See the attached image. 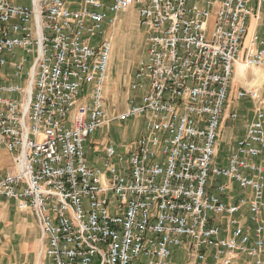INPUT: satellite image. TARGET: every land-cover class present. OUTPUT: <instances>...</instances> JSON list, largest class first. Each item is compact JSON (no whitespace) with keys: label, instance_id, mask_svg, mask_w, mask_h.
<instances>
[{"label":"built area","instance_id":"built-area-1","mask_svg":"<svg viewBox=\"0 0 264 264\" xmlns=\"http://www.w3.org/2000/svg\"><path fill=\"white\" fill-rule=\"evenodd\" d=\"M107 2L71 9L67 0H0V66L27 83L0 84V149L12 156L0 197L38 221V264H165L175 249L193 264H264V89L236 91L237 101H252L253 118L229 166L215 167L223 120L239 117L226 115L235 69H264V34L249 35L250 20L264 30V18L252 0ZM131 11L148 33L146 58L127 108L111 113L108 29ZM133 119L144 126L125 154L97 145L101 165L90 166L89 138ZM217 178L250 190V202L233 204ZM246 204L254 238L238 218Z\"/></svg>","mask_w":264,"mask_h":264},{"label":"rangeland","instance_id":"rangeland-1","mask_svg":"<svg viewBox=\"0 0 264 264\" xmlns=\"http://www.w3.org/2000/svg\"><path fill=\"white\" fill-rule=\"evenodd\" d=\"M106 4L107 6H111L112 0H108ZM120 16L116 25L108 29L114 45L118 47V50L113 51L110 63L111 68L107 79L108 84L106 83L107 86L105 88L107 108L111 113L122 112L127 108L129 87L140 61L146 58L147 50L146 36L148 33L139 27L138 20L136 21L133 16ZM105 29H107V26H105ZM114 34L117 35L115 36ZM28 59L29 64L24 78L27 77L26 72L31 64L32 57L29 56ZM254 76L255 74L248 72L245 81L253 79ZM255 77L258 80L252 87H259L263 83L262 76L256 75ZM13 83L23 87L27 84L19 80H15ZM132 95L134 97V95H139V93H133ZM232 102L231 106L236 110L239 109L236 107V97L232 98ZM143 126L142 120L133 119L128 122L113 123L112 125L98 129L85 144L88 164L92 167L101 165L103 154H96L94 147L104 145L106 142L113 144L118 148V152L125 154V146L138 138ZM244 136L245 123L241 119L226 125L219 140V154L215 160V167L229 166L230 155L236 149L238 141ZM8 165L9 160L3 152H0V169L6 170ZM223 181L225 179L217 178L214 187L216 188ZM212 192L217 194L215 189ZM6 211L7 214L4 217H0L3 218L0 219V246L2 247H0V264H38L42 249V232L40 227H38V221L34 218H29L27 221L28 225L25 224L26 226H24L23 222H20L21 220L18 219L23 216L17 215L9 207H7ZM177 262L178 264H193L190 256L186 259L182 258Z\"/></svg>","mask_w":264,"mask_h":264},{"label":"crops","instance_id":"crops-1","mask_svg":"<svg viewBox=\"0 0 264 264\" xmlns=\"http://www.w3.org/2000/svg\"><path fill=\"white\" fill-rule=\"evenodd\" d=\"M13 4L15 5H21V6H30L31 4V0H10ZM70 4V8L71 9H79L82 4L84 3L85 0H67ZM251 6L254 7L256 12H259L261 14V18H264V6L260 7L258 4V0H252L251 2ZM133 13V14H132ZM135 12L131 11L130 13L127 14H122V15H127V16H133L136 21H137V16H134ZM121 16H117V21ZM253 33H258L259 35H263L264 34V30L261 27V22L258 20H255L254 18H252L250 20V29H249V35L253 34ZM115 36L117 34H114ZM114 44V43H113ZM115 50H118L117 45H114V52ZM23 52L21 51H17V58L13 59L10 56L7 57V59L9 61H15L18 60V58H20L22 56ZM112 61V60H111ZM110 68H111V64H110ZM248 72H252L253 74L258 75V76H262V80L263 83L259 86V87H253L259 91H263L264 89V69H258V70H247V71H243L242 73L238 72V67L235 69V75H234V79H233V83H232V91H231V100L230 103L227 106V113L226 115L230 112V111H234L237 112L238 114V119H241L243 123H247L249 122L252 118H253V103L250 99H245V100H241V101H237L236 100V107H238L239 109H234L233 106H231L233 104L232 102V98L235 97V92L240 89V88H246L247 86H253L256 82H257V77L254 76L253 79L245 81L246 79V75ZM17 80L14 77V68L11 65L5 66V67H1L0 66V84L2 85H9V84H14L13 82ZM108 84V83H107ZM107 86V85H106ZM128 97H131V94L129 92ZM237 119V120H238ZM233 121L230 119L224 118L223 120V124H222V132H221V137L223 134V130L226 128V125L228 123H232ZM218 148H219V144H218ZM0 152H3L5 154V156L7 157V159L9 160V165L6 167V170H1L0 169V177L5 175L6 172L11 168L12 166V156L9 152H7L6 150L0 149ZM218 154H219V149H218ZM261 159H258L257 161L259 162ZM221 184H227L228 185V194L227 196H232V203L233 204H237L239 203L241 200H246L247 203L250 202L251 200V191L250 190H243L240 189L237 183H230L227 182L226 180L223 181ZM225 202L228 201L227 197H223L222 198ZM7 207L12 208L15 213L19 216H23L21 218L20 217L18 219H20V222H23V225L26 226L25 224H27V221L29 218H34V216L27 214V213H21L18 209H17V205L14 201L11 200H7L5 198H1L0 197V217H4L5 214H7ZM238 218L241 220V224L244 226V229L247 233H249L252 238H254V229L256 227L255 223H253L250 220V212H249V205L246 204L240 214H238ZM261 218L264 219V210L262 212ZM3 219V218H0ZM36 220V219H35ZM37 224V223H36ZM216 224L218 226L221 227L222 229V237H226V236H230L231 232L233 230L232 227L228 226L227 221L225 219H221L218 218L216 220ZM28 225V224H27ZM22 226V225H21ZM24 226H22L23 228H25ZM38 226V225H37ZM39 227V226H38ZM1 245V244H0ZM1 247V246H0ZM2 248V247H1ZM1 254V252H0ZM188 252L184 249H175L173 252V256L172 258L169 259L168 262H166V264H178L177 261H179L180 259H186L188 257ZM248 259L246 257H241L240 260V264L241 262H246Z\"/></svg>","mask_w":264,"mask_h":264},{"label":"bare ground","instance_id":"bare-ground-1","mask_svg":"<svg viewBox=\"0 0 264 264\" xmlns=\"http://www.w3.org/2000/svg\"><path fill=\"white\" fill-rule=\"evenodd\" d=\"M245 68H246L245 65H243V64H239V65H238V72H239V73H242V72L245 70ZM251 71H252V70H251Z\"/></svg>","mask_w":264,"mask_h":264}]
</instances>
